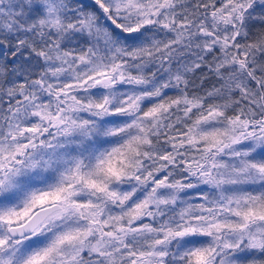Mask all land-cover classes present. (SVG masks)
Returning <instances> with one entry per match:
<instances>
[{
	"label": "snow or ice",
	"instance_id": "obj_1",
	"mask_svg": "<svg viewBox=\"0 0 264 264\" xmlns=\"http://www.w3.org/2000/svg\"><path fill=\"white\" fill-rule=\"evenodd\" d=\"M0 264H264V0H0Z\"/></svg>",
	"mask_w": 264,
	"mask_h": 264
}]
</instances>
